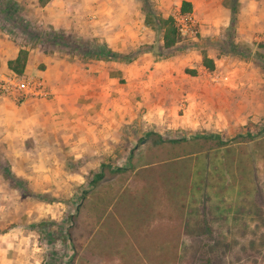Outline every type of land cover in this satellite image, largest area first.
Wrapping results in <instances>:
<instances>
[{
  "label": "rangeland",
  "instance_id": "rangeland-1",
  "mask_svg": "<svg viewBox=\"0 0 264 264\" xmlns=\"http://www.w3.org/2000/svg\"><path fill=\"white\" fill-rule=\"evenodd\" d=\"M180 1L148 0L154 14L176 19L178 43L165 57L142 55L148 51L134 56L149 61L147 74L168 75V83L157 82L170 94V114L159 128L125 125L100 152L43 163V180L19 177L21 190L2 170L18 177L14 171L25 169V161L12 165L0 150V234L7 240L25 236L35 264H264V0H236L232 30L230 0H190L191 11L182 17ZM17 3L25 19V6ZM144 10L141 5L143 19ZM25 22L36 33L49 30ZM146 27L151 42L126 54L159 40ZM64 34L66 41L57 45L21 33L15 39L21 47L34 43L81 57L86 42L103 43ZM67 41L77 49L69 50ZM232 47L249 56L226 51ZM200 134L228 141L213 147ZM157 135L184 140L156 145ZM102 164V179L90 185Z\"/></svg>",
  "mask_w": 264,
  "mask_h": 264
},
{
  "label": "crops",
  "instance_id": "crops-1",
  "mask_svg": "<svg viewBox=\"0 0 264 264\" xmlns=\"http://www.w3.org/2000/svg\"><path fill=\"white\" fill-rule=\"evenodd\" d=\"M15 1L25 6V19L63 33L96 38L120 54L151 42L139 0ZM20 47L0 31V73L8 70L6 61L15 58ZM25 49L23 73L40 77L49 96L21 103L0 98V150L12 165L25 161L26 170L14 171L18 177L43 180L47 178L43 163H58L78 152H100L120 138L125 125L157 129L159 121L168 120L169 90L157 85L162 80L168 83V75L159 80L147 74L149 61L142 56L130 61L103 60L46 52L40 46ZM146 54L150 52L142 55ZM32 190L38 191L37 187ZM7 237L0 234V262L35 264L30 259L33 249L25 250V236ZM20 249L26 254L21 255Z\"/></svg>",
  "mask_w": 264,
  "mask_h": 264
},
{
  "label": "trees",
  "instance_id": "trees-1",
  "mask_svg": "<svg viewBox=\"0 0 264 264\" xmlns=\"http://www.w3.org/2000/svg\"><path fill=\"white\" fill-rule=\"evenodd\" d=\"M47 0H38L39 4L45 3ZM143 8H145V16L143 19V24L145 26L150 27L155 31V33L159 36L160 42H156L154 44H146L139 48L137 51L132 52L131 54H120L117 53L106 46L104 43H95L88 44L86 42V47L89 45V49L84 48L80 49L84 53L87 58L92 59H113V60H123L130 61L134 58L136 53L138 52H152L155 55H159V57H165L163 54L167 50L171 49L181 38L182 31L177 21L172 16L168 15L166 17H162L154 14L152 10H150L148 0H139ZM191 11V4L189 1L181 0L179 5V15L185 16ZM236 13V0H230V19L228 28L232 30L234 17ZM0 31L4 32L7 37L14 42H17L15 39V35L17 33H21L24 36H28L30 38H35L38 43L42 44H50L57 45L62 43L64 40L65 34L60 30H45L42 31L41 34L36 33L35 31L29 29L25 19L21 16L20 6L15 0H0ZM92 41V40H90ZM69 43V50H76L77 46L75 44H71L67 41L66 44ZM19 44V43H18ZM20 45V44H19ZM34 43H30L28 47H32ZM226 51L239 55V56H249L248 52L244 53L239 51L236 47H232L231 49H226ZM27 50L25 47H20L18 49L17 55L13 59H9L6 61V67L9 71L14 72L16 74L23 73L25 61H26ZM202 64L209 70L213 68V63L210 58L203 57ZM264 68V67H263ZM193 72V71H191ZM148 134V133H146ZM157 139L153 141L154 144H177L178 142L183 141L182 138H173V139H163L161 136L157 135ZM196 136V135H194ZM243 136V135H241ZM245 136L252 137V133L245 132ZM199 137H202L204 141H212L210 146L220 147L227 144L228 139H222L218 136V134H200ZM233 139V137L231 138ZM230 140V139H229ZM103 164L100 166L99 171L93 173L89 180V184L93 185L96 181H99L103 177ZM125 168L115 167V171H122ZM2 173L5 177H7L8 181L15 188L21 190L22 187L19 186V183L23 182L21 178L15 177L9 170L3 169ZM83 196V193L82 195ZM78 209L75 208V211ZM73 215H70L69 218H72ZM71 221V220H70ZM172 247L177 248V246L173 245ZM173 250V249H172ZM176 255V254H175Z\"/></svg>",
  "mask_w": 264,
  "mask_h": 264
},
{
  "label": "built area",
  "instance_id": "built-area-1",
  "mask_svg": "<svg viewBox=\"0 0 264 264\" xmlns=\"http://www.w3.org/2000/svg\"><path fill=\"white\" fill-rule=\"evenodd\" d=\"M48 96L49 92L38 76L16 74L9 70L0 73V98L21 103L27 99H46Z\"/></svg>",
  "mask_w": 264,
  "mask_h": 264
}]
</instances>
